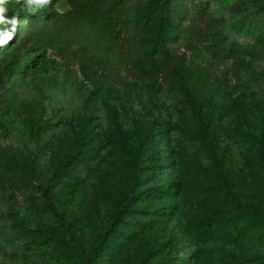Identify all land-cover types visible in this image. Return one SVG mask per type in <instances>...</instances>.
<instances>
[{
  "label": "rangeland",
  "instance_id": "1",
  "mask_svg": "<svg viewBox=\"0 0 264 264\" xmlns=\"http://www.w3.org/2000/svg\"><path fill=\"white\" fill-rule=\"evenodd\" d=\"M36 1L0 0V264H264V0Z\"/></svg>",
  "mask_w": 264,
  "mask_h": 264
},
{
  "label": "trees",
  "instance_id": "2",
  "mask_svg": "<svg viewBox=\"0 0 264 264\" xmlns=\"http://www.w3.org/2000/svg\"><path fill=\"white\" fill-rule=\"evenodd\" d=\"M42 2V0H37L35 3L37 5H39L40 3ZM164 12V5L161 4L159 5L158 7H155V8H152L151 12H150V15L151 17H153L154 19L156 18L157 15L161 14L162 17H161V22H160V25L158 27V30H157V37H158V40L161 39V44L160 43H156L154 45H148L147 46V49L149 51H151L152 53H155L157 50H165V43L163 42H171L173 40H175L178 36V29L176 28V26L174 25V23L172 21H170V19L165 16V13ZM111 17H108L106 18V20L110 19ZM111 25V22L109 21L108 24H107V28H109V26ZM115 26V24H114ZM174 81L176 83V85H178L179 88L183 87L184 86V83H183V78L182 76L179 74V73H175L174 74Z\"/></svg>",
  "mask_w": 264,
  "mask_h": 264
},
{
  "label": "clouds",
  "instance_id": "3",
  "mask_svg": "<svg viewBox=\"0 0 264 264\" xmlns=\"http://www.w3.org/2000/svg\"><path fill=\"white\" fill-rule=\"evenodd\" d=\"M5 9L4 8H0V21L4 20V16L2 15L4 13Z\"/></svg>",
  "mask_w": 264,
  "mask_h": 264
}]
</instances>
